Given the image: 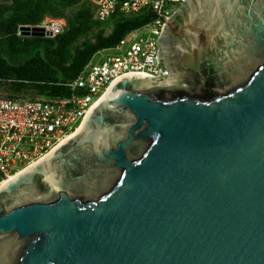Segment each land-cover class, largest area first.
Listing matches in <instances>:
<instances>
[{"label":"water","instance_id":"obj_1","mask_svg":"<svg viewBox=\"0 0 264 264\" xmlns=\"http://www.w3.org/2000/svg\"><path fill=\"white\" fill-rule=\"evenodd\" d=\"M165 27L168 79L118 78L0 185V264H264V0Z\"/></svg>","mask_w":264,"mask_h":264},{"label":"built area","instance_id":"obj_2","mask_svg":"<svg viewBox=\"0 0 264 264\" xmlns=\"http://www.w3.org/2000/svg\"><path fill=\"white\" fill-rule=\"evenodd\" d=\"M88 1L94 5V18L100 22L117 12L124 15L145 13L151 20L129 33L117 46L104 49L112 50V54L100 61L93 57L78 76L67 83L69 95L18 100L0 96V185L76 131L118 78L143 74L168 79L164 63L157 58L158 40L166 20L184 0ZM65 25L63 19L46 18L38 26L54 36L63 32Z\"/></svg>","mask_w":264,"mask_h":264},{"label":"trees","instance_id":"obj_3","mask_svg":"<svg viewBox=\"0 0 264 264\" xmlns=\"http://www.w3.org/2000/svg\"><path fill=\"white\" fill-rule=\"evenodd\" d=\"M46 18L63 19V32L20 35V27L38 26ZM150 20L145 13L117 12L100 22L88 0H0V96L18 100L69 95L67 83L95 54L117 46Z\"/></svg>","mask_w":264,"mask_h":264},{"label":"rangeland","instance_id":"obj_4","mask_svg":"<svg viewBox=\"0 0 264 264\" xmlns=\"http://www.w3.org/2000/svg\"><path fill=\"white\" fill-rule=\"evenodd\" d=\"M47 19H50V18H47ZM147 32V30H144V33H146ZM113 53V51L112 50H102V51H100L99 53H97L95 56H94V58H93V60H95V61H100V60H102L105 56H107V55H110V54H112ZM1 91H2V89H1V87H0V93H1ZM31 94L32 95H34V92H31Z\"/></svg>","mask_w":264,"mask_h":264},{"label":"flooded vegetation","instance_id":"obj_5","mask_svg":"<svg viewBox=\"0 0 264 264\" xmlns=\"http://www.w3.org/2000/svg\"><path fill=\"white\" fill-rule=\"evenodd\" d=\"M169 20H170V19H169ZM166 26H167V24H166ZM166 37H167V29H166V27H165L164 32L162 33L161 37H160L159 40H158L159 52H161V51H162V52H165V47H164V45L162 44V41H165Z\"/></svg>","mask_w":264,"mask_h":264}]
</instances>
